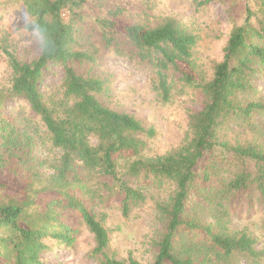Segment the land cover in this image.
Here are the masks:
<instances>
[{
  "label": "trees",
  "instance_id": "1",
  "mask_svg": "<svg viewBox=\"0 0 264 264\" xmlns=\"http://www.w3.org/2000/svg\"><path fill=\"white\" fill-rule=\"evenodd\" d=\"M88 1L21 0L26 18L38 22L48 39L32 62L20 61L0 39L12 72L10 90H0V190L17 193L0 203V264H48L43 260L53 248L48 242L71 249L77 230L66 221V212L94 236L93 256L100 264H139L109 254V232L91 205L118 200L128 217L145 200L130 185L140 177L174 186L166 208L159 206L164 230L153 264H208L211 256L229 263L239 254L261 260L264 253L256 249L254 238L230 236L213 224L197 223L189 203L204 199L197 188L212 181L219 163L231 162L237 164L235 171L216 197L236 201L256 195L264 205V148L233 145L222 137L233 116L250 121L254 113L264 114V101L244 102L264 78V0L200 3L223 2L232 26L222 61L214 66L211 79L202 82L193 64L198 37L178 19L142 24L121 18L116 9L95 20L103 48L127 53L151 69L163 103L172 100L175 75L187 85L199 84L204 101L201 110L190 113L185 144L156 158L144 157L141 139L154 137L155 131L128 113L104 106L98 96L108 91V81L78 72L79 66L95 63L99 54L94 44L82 48L77 36L79 25L86 22L82 11ZM64 10L70 13L68 22ZM25 29L32 33L26 24ZM55 63L65 70L62 92L47 99L40 84ZM14 98L29 105L61 152L55 164L38 161L34 138L7 113ZM183 233L189 235L187 240Z\"/></svg>",
  "mask_w": 264,
  "mask_h": 264
},
{
  "label": "rangeland",
  "instance_id": "2",
  "mask_svg": "<svg viewBox=\"0 0 264 264\" xmlns=\"http://www.w3.org/2000/svg\"><path fill=\"white\" fill-rule=\"evenodd\" d=\"M205 1L89 0L82 11L86 22L79 25L77 36L80 37V46L89 50L94 44L99 54L95 63L79 66L78 72L108 81V91L98 96L104 106L128 113L141 121L145 128L155 131L154 137L141 138L145 142V158L168 155L185 144L190 113L201 110L204 101L197 87L199 84L187 85L179 74L175 75L172 79L175 82L172 100L163 103L154 89L151 69H146L127 53L103 48L95 20L116 9L121 10V18L142 24L167 18L178 19L198 37L193 64L202 82L211 79L214 66L222 61L223 49L232 27L223 2L211 1L201 6L200 3ZM62 15L67 22L70 20L68 10H64ZM25 19L21 0H0V39L5 40L20 61L32 62L39 57L41 44L33 33L25 29ZM64 78V67L59 63L50 64L40 84L43 96L48 99L60 94ZM11 79L8 59L0 50V90H10ZM259 99L264 101V78L257 80L255 91L245 96L244 102ZM6 111L13 114L17 125L34 138L32 150L38 161L55 164L61 152L53 146L46 128L29 105L20 98H14ZM222 137L233 145L252 144L264 148V114L256 112L250 121L243 116H233ZM236 166L231 162L219 163L216 170H212L215 171L212 181L203 182L197 188L196 193L204 195V199L192 198L190 209L197 223L213 224L221 233L230 236L248 235L256 240V249L264 253V205L258 197L242 195L236 201L224 196L216 197V193L230 180ZM130 185L139 190L145 200L128 217L124 215L118 200H97L91 207L102 218L109 232L110 255L118 260L131 258L139 264H153L157 255L156 243L162 238L164 230L159 206L166 208L174 186L146 177L133 180ZM15 194V189L0 190V203L4 197ZM63 215L70 226L77 230L73 247L68 250L48 242L53 248L43 256V260L48 264H100L93 256L96 244L91 232L71 212ZM188 237L187 233L182 234V239L187 240ZM207 260L208 264H264V257L261 260H248L242 254L229 263L213 256Z\"/></svg>",
  "mask_w": 264,
  "mask_h": 264
},
{
  "label": "clouds",
  "instance_id": "3",
  "mask_svg": "<svg viewBox=\"0 0 264 264\" xmlns=\"http://www.w3.org/2000/svg\"><path fill=\"white\" fill-rule=\"evenodd\" d=\"M24 23L27 25L28 28L31 29L32 33L38 38L42 48L46 41L48 40L45 34V29L35 20H33L30 16L24 20Z\"/></svg>",
  "mask_w": 264,
  "mask_h": 264
}]
</instances>
